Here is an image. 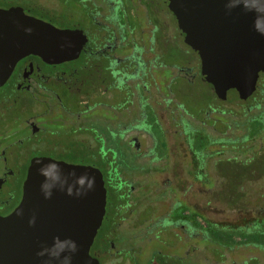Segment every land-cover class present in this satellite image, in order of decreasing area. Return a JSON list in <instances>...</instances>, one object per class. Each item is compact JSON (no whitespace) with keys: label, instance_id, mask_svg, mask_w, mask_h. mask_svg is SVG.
Instances as JSON below:
<instances>
[{"label":"flooded vegetation","instance_id":"1","mask_svg":"<svg viewBox=\"0 0 264 264\" xmlns=\"http://www.w3.org/2000/svg\"><path fill=\"white\" fill-rule=\"evenodd\" d=\"M0 10L70 31L73 44L63 61L21 56L0 84V217L28 202L29 212L50 227L54 206L67 203L55 197L66 191L65 167L91 166L106 192L89 249L99 264H132L126 250L134 238L145 242L138 251H151L147 264H186L191 254L197 262V238L210 243L213 264H264V191L249 195L257 199L255 216L235 229L232 222L207 220L195 200L197 175L223 181L224 175L207 178L209 158L216 156V164L229 148L230 157L221 159L229 164L231 151L252 144V156L235 153L244 166L241 161L264 150V69L246 98L233 87L219 92L215 80L225 73L207 70L163 0H0ZM201 84L220 105L209 104L197 118L185 95ZM217 115L238 125L218 129ZM200 132L208 141L197 149ZM180 150L192 161L188 175L176 161ZM123 158L132 168L122 166ZM230 174L228 182L247 179ZM154 192H161L160 202ZM153 240L174 253L151 250Z\"/></svg>","mask_w":264,"mask_h":264},{"label":"water","instance_id":"2","mask_svg":"<svg viewBox=\"0 0 264 264\" xmlns=\"http://www.w3.org/2000/svg\"><path fill=\"white\" fill-rule=\"evenodd\" d=\"M163 1L207 70L225 73V80H215L219 92L233 87L246 98L264 69V0ZM71 35L23 13L0 10V84L23 55L69 58ZM65 169L66 191L55 197L67 203L63 209L54 206L50 227L29 212L28 202L0 217V264H99L89 249L105 212L102 175L91 166Z\"/></svg>","mask_w":264,"mask_h":264},{"label":"rangeland","instance_id":"3","mask_svg":"<svg viewBox=\"0 0 264 264\" xmlns=\"http://www.w3.org/2000/svg\"><path fill=\"white\" fill-rule=\"evenodd\" d=\"M190 91H187L185 95L187 99H188V95H191L190 102L189 103L187 102V108L195 111L196 110L195 107H197V118L201 116V110H205V107H210V105H220L219 101H216L214 97L211 96V93L209 92L207 86L203 84L197 87V91L196 90L193 91L192 89ZM193 95L197 97L196 103L192 101ZM230 99L233 101V103L236 106H240V105L242 106V103H238L239 101H236V96H234V94H230ZM215 118H216L215 121L216 127L218 129L221 128L224 124L238 125L237 121L235 120L231 122V119L229 117L217 115V117ZM237 132H239V130ZM249 135L250 134L247 132L245 138L249 137ZM207 136L208 135H205L202 132L197 134V149H199V146L200 147L202 145L206 146L205 143L206 141H208ZM246 140L247 139H243V141ZM246 142L247 145L249 146V141ZM255 142H257L258 145L260 144V141L258 139H255ZM194 144H195L194 141H192L191 145ZM250 145L251 147H248L245 150L236 149L231 151V153L233 154V160L229 161V159H227L229 162H231L229 164L228 162L221 160L230 157L229 154L230 152L228 151L229 148L224 149V153L220 156L221 159H217L219 160V162L217 161L216 164L214 163V161H216L217 158L216 156L209 158L207 161V165L206 163H203V165L206 166L203 169H206V172L208 174L207 178H209V176L211 178L212 177L211 174H218L219 177L224 175V177L222 178L223 181H217V182H212L213 181L212 178L204 182L203 180H201L202 177L197 175V197L195 198V200L197 201V211L200 210L204 212L205 216L207 217L206 218L207 220L212 222H232L233 227L235 229L237 228V223H240V221H242L243 218L251 220L253 216H255V214L252 213V210L256 207V204L254 202H256L257 199L252 198L249 195H253L254 193H257L258 190H261L262 192L264 191V175L260 176L261 174H264V150L262 152H259L258 149L255 154L256 158L252 159L250 162H249V158H247V160L241 161L244 164V166L238 164L239 160H237V158L235 157L236 155L235 153H241V154L248 153V155L252 156L255 152L254 151L255 149L254 146H252V144ZM219 148L220 147L218 145L217 149L219 150ZM180 152L181 150L178 152V156L177 157L175 156L176 161L180 163L179 164L180 170L184 172L185 175H188L189 173H191L192 161L189 159L188 155L185 158H183L184 156L180 155L181 154ZM197 156H200V153H198ZM239 158L242 159L243 155H239ZM121 161H122L121 162L122 166H124V168H128V169L132 168L131 164H127L124 158ZM166 162L169 163V160ZM165 167L166 165L164 164L163 168ZM176 167L177 166H175V168ZM230 173L236 175L246 174L247 179L243 183H239L235 181L228 182L227 179L231 177ZM236 177L234 176L232 178H236ZM241 191L244 192L243 195L244 198L237 196L239 193H242ZM221 195L223 197H221ZM227 195L229 197H227ZM161 196H162L161 192H154L152 198L154 201L160 202ZM200 221L203 222V220ZM121 234H123V232H121ZM164 239L168 243H171V240L167 235H165ZM156 242L157 240H153V242L149 244L150 249L152 248L151 250L164 249V251H166L168 254L174 253V251H170L163 244L159 245ZM143 243H141V238H134L127 245L129 247L126 250V257H128L131 260L132 264H147V260L151 256V251L144 250V252L142 253L141 250L140 251L137 250L138 246L140 244L142 246ZM194 255L195 254H191V258L187 259L186 264H213L210 255V243L205 241L204 239L199 240V238H197V262L193 260ZM203 255H206V257H204Z\"/></svg>","mask_w":264,"mask_h":264},{"label":"trees","instance_id":"4","mask_svg":"<svg viewBox=\"0 0 264 264\" xmlns=\"http://www.w3.org/2000/svg\"><path fill=\"white\" fill-rule=\"evenodd\" d=\"M197 223H198V220H197Z\"/></svg>","mask_w":264,"mask_h":264}]
</instances>
